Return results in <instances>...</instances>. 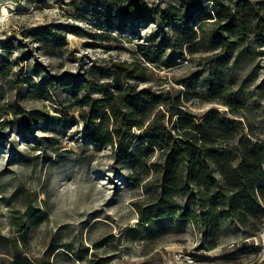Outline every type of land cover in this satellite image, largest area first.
I'll list each match as a JSON object with an SVG mask.
<instances>
[{"label":"rangeland","instance_id":"obj_1","mask_svg":"<svg viewBox=\"0 0 264 264\" xmlns=\"http://www.w3.org/2000/svg\"><path fill=\"white\" fill-rule=\"evenodd\" d=\"M248 1L0 0V264H264V211L221 220L214 242L177 213L141 223L160 191L161 150L146 157L139 139L151 124L177 137L180 117L215 113L234 124L223 144L237 159L241 138L264 144V34L229 48L237 37L215 24V5ZM133 92L155 102L143 125L121 116L112 144L92 141L87 123L109 112L94 100Z\"/></svg>","mask_w":264,"mask_h":264},{"label":"trees","instance_id":"obj_2","mask_svg":"<svg viewBox=\"0 0 264 264\" xmlns=\"http://www.w3.org/2000/svg\"><path fill=\"white\" fill-rule=\"evenodd\" d=\"M128 1L135 5L136 0ZM221 6H214V12L219 16L215 24L222 33H229L237 37L236 41L221 40L220 44L233 48L243 44L246 33L253 28L258 30V35L264 34V0H257L255 3H236L234 10L227 7L220 12ZM191 8L186 11L183 17L166 13L157 18L161 26L170 22H181L182 19L191 18ZM139 18L145 17L146 13H140ZM206 16L200 13L196 15L195 22L205 20ZM179 39L192 41L197 35L192 28L180 31L174 27ZM216 37V36H215ZM212 38L211 43L216 42ZM264 38V37H263ZM106 98L94 100L95 107L102 105L108 108L109 112L93 114L96 121H90L89 136L97 144H112L116 134H121L122 125L118 124V117L124 116V125L130 129L133 126H142L153 110L154 101H146L141 92L132 94H119V102L115 101L112 94ZM86 101V100H85ZM82 101V104H86ZM103 102V103H101ZM101 103V104H99ZM95 107H92L96 109ZM121 113V115L119 114ZM115 119L113 127L109 126L111 118ZM178 136L172 137L171 132L157 125H150L139 139L147 142L144 145L143 155L146 157L153 152L154 146L161 150V161L152 165L158 172V185L160 191L146 209L143 210L141 223H148L150 220L164 215L179 214L194 222L195 225L203 227L209 239L214 242L220 232L221 220H234L243 226H248L252 220L258 219L263 214L264 207L261 205V196L264 193V144L244 141L240 139L241 145L237 159L232 150L223 144L225 139H230V133L235 129L232 122L220 119L217 114L210 113L199 123L192 122L189 118L178 119ZM112 128V129H111ZM232 137V136H231ZM122 156H130L127 147L122 149ZM135 181L139 177L131 176ZM186 197L187 205L183 207L175 202V197ZM147 212V213H145Z\"/></svg>","mask_w":264,"mask_h":264}]
</instances>
